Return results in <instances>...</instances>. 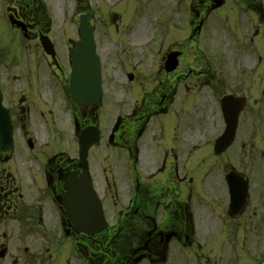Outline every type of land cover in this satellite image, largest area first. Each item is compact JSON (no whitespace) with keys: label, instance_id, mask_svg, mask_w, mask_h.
Here are the masks:
<instances>
[{"label":"flooded vegetation","instance_id":"flooded-vegetation-1","mask_svg":"<svg viewBox=\"0 0 264 264\" xmlns=\"http://www.w3.org/2000/svg\"><path fill=\"white\" fill-rule=\"evenodd\" d=\"M243 2L244 58L237 63L219 57L209 65L196 49L209 16L220 10L210 11L211 0H190V21L183 1L180 30L144 39L140 53L134 46L142 38L132 26L98 30L90 21L102 97L80 106L70 79L79 22L57 36L42 0H0V133L6 137L0 141V264H178L210 241L204 235L210 230L248 251L253 241L264 242V164L247 160L252 102L249 131L257 142L250 150L255 146L264 163V116L263 125L256 123L264 98V0ZM172 51L179 53L177 65L167 70ZM203 88L206 94H199ZM229 96L238 100L223 104ZM224 111L238 112L235 136L215 155L216 142L232 129ZM58 113L66 126L57 125ZM82 131L88 141L96 138L85 160ZM83 175L107 222L93 235L77 232L63 207L67 179ZM244 185L234 213L233 198Z\"/></svg>","mask_w":264,"mask_h":264},{"label":"rangeland","instance_id":"rangeland-1","mask_svg":"<svg viewBox=\"0 0 264 264\" xmlns=\"http://www.w3.org/2000/svg\"><path fill=\"white\" fill-rule=\"evenodd\" d=\"M243 1L244 0H228L229 6L220 12L221 17L223 16L222 21L220 20L221 17L218 16L219 14H212L209 17L199 42L196 45V49L198 48V50L207 56V60L205 59L203 62H208L210 65L219 57L222 58L225 63H229L233 58H235V63L243 61V44L244 37H246L244 29L246 14L241 13ZM44 2L46 6L45 10L52 18L53 32H55L57 36H61L62 32H66V35H69L72 30L76 29V24L73 25V16L75 15L74 18L77 19L78 13H87L91 19H94L93 23L98 25V30H103L105 28L116 30L117 27H129L143 14V20L141 17L139 18V20H141V31L137 34L141 35L140 38H142V40L140 43L135 44L134 42V48L137 53L141 52V43L144 39L150 37L151 39L156 40V30L159 28V22H163V24L167 25H170L171 23V25H173L171 33L174 34L181 28L179 24V16L181 17V20L183 17L182 3L177 6L175 5L174 0H163L161 2L154 0L151 4H149V2H141L138 4L135 0H84V2L78 4V9L75 12V0H44ZM165 14H167L166 17H164ZM187 15L189 19V8ZM225 15H227V18H225ZM115 18L116 21H114ZM170 19H172L171 22ZM162 33L164 34L165 31ZM174 36L175 35L172 36L173 39ZM131 38L133 39L132 35ZM192 49L188 50L191 59L193 58ZM250 58L251 54L247 51V65L250 62ZM252 88V86L247 85V93H251ZM206 92L207 90L203 88L199 94H206ZM249 97L252 101L253 96L250 95ZM261 103L262 118V116H264V98L261 100ZM255 111L256 108H249L247 112V141H254L257 137V134L253 131H249L251 128L250 123L254 117ZM55 120L57 121V125L61 124V126H66L68 124L66 116H63L60 113H58ZM262 122L263 120L259 119V124L263 125ZM256 123L258 125V121ZM249 132L250 135L248 136ZM204 153L205 157L211 158L210 154L208 155V152L205 151ZM195 157V152L191 154L189 153V158L194 159ZM205 191L207 193L209 192L207 190ZM201 212H205L204 216H209L207 211L202 210ZM211 233L212 231L210 230L205 232L204 235L205 237H207V235L211 236ZM252 233H254V231ZM210 240L211 241H207L209 242V246L197 250V254L189 256L185 255L178 264H213V259L216 260L217 257L219 264H241L242 260H247V263H249L248 257L250 256L246 247L236 244L227 238H223L221 235H214ZM261 243L260 239H257V242L253 241L251 248L252 250L254 249L253 252H259V247H263L264 245V242Z\"/></svg>","mask_w":264,"mask_h":264},{"label":"water","instance_id":"water-1","mask_svg":"<svg viewBox=\"0 0 264 264\" xmlns=\"http://www.w3.org/2000/svg\"><path fill=\"white\" fill-rule=\"evenodd\" d=\"M215 7L222 4V0H214ZM82 42L75 51L74 78L76 80L74 87L76 89H87V93H79L75 101L78 104L90 102L96 104L101 96L100 76L97 58L94 55L93 40L86 29L85 19H81ZM85 147V146H83ZM69 186L73 185L71 181ZM71 195V196H70ZM66 200V209L68 217L74 224L77 223L84 232H94L99 230L103 224V215L101 207L94 195L92 189L83 185L73 186ZM264 264V262L262 263Z\"/></svg>","mask_w":264,"mask_h":264},{"label":"bare ground","instance_id":"bare-ground-1","mask_svg":"<svg viewBox=\"0 0 264 264\" xmlns=\"http://www.w3.org/2000/svg\"><path fill=\"white\" fill-rule=\"evenodd\" d=\"M133 31L134 33H140L141 31L140 22L134 27Z\"/></svg>","mask_w":264,"mask_h":264}]
</instances>
